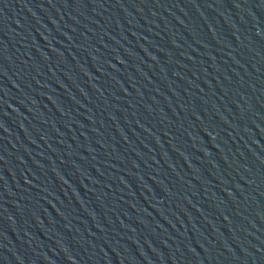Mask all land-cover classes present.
<instances>
[{
  "label": "water",
  "instance_id": "1",
  "mask_svg": "<svg viewBox=\"0 0 264 264\" xmlns=\"http://www.w3.org/2000/svg\"><path fill=\"white\" fill-rule=\"evenodd\" d=\"M0 264H264V0H0Z\"/></svg>",
  "mask_w": 264,
  "mask_h": 264
}]
</instances>
